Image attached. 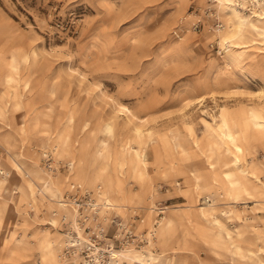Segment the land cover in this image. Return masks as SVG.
Wrapping results in <instances>:
<instances>
[{
	"label": "rangeland",
	"instance_id": "1",
	"mask_svg": "<svg viewBox=\"0 0 264 264\" xmlns=\"http://www.w3.org/2000/svg\"><path fill=\"white\" fill-rule=\"evenodd\" d=\"M240 1L0 0V77L10 78L8 85L0 83V163L6 160L12 165L10 157L16 160L21 152L42 171L38 150L58 133L66 148L64 156L57 166L53 164L55 174L42 172L45 177L56 175L58 185L67 179L81 184L69 178L76 165L73 155L77 150L92 154L101 147L96 164L106 163L111 173L117 160L124 165L120 170L127 201L110 204L140 209L144 222L136 223V229L149 232L156 256L181 259L182 264H255L242 255L256 250L254 237H264V198H228L230 185L215 183L216 206L211 213L220 225L204 222L198 212L207 206L200 203L211 197L213 189L201 182L195 193L188 172L206 173L207 154L216 163L217 174L229 175L236 187L242 168L264 163V45L258 39L250 42L254 38L247 36L240 41L242 48L230 56L220 41L225 26L220 5H230L251 18L259 13L262 0ZM208 7L214 9V16L206 12ZM179 30L176 39L173 31ZM251 111L262 126L257 153L253 161L247 154L237 157L234 165L227 140L245 134L252 146L254 129L247 113ZM225 113L229 119L222 127ZM23 116L27 138L17 129ZM67 116L72 121L65 124ZM35 122L39 130L31 133L29 127ZM84 122L86 130H82ZM87 136L94 141L85 145ZM147 140L151 145L146 147L144 171L139 153ZM178 143L179 151L192 154L187 163L179 161L187 157L178 151ZM256 173L264 182L261 172ZM205 176L211 179L208 173ZM9 178L18 179L13 174ZM81 185L99 196L101 184ZM38 188L37 198L47 204L41 214L28 208L33 200L25 188L13 195V202L0 195V204L8 210L6 227L0 224V264H43L34 249L43 236L59 234L46 225L55 209L48 201L51 195L38 194ZM9 189L17 191L13 186ZM151 195V203L170 205L165 221L182 214L193 218L179 227L175 236L180 238L167 242V247L160 239L165 221L158 228L152 226L147 198ZM116 212L126 216L128 210ZM23 234L27 236L18 242ZM260 246L264 252V238ZM56 262L51 264H78Z\"/></svg>",
	"mask_w": 264,
	"mask_h": 264
},
{
	"label": "bare ground",
	"instance_id": "2",
	"mask_svg": "<svg viewBox=\"0 0 264 264\" xmlns=\"http://www.w3.org/2000/svg\"><path fill=\"white\" fill-rule=\"evenodd\" d=\"M220 1H228V0H220ZM257 9L259 10V13L256 14V17L251 18V17H249V15L247 16L245 14V12H242V11H240V10L230 6V5H227V6L220 5V10H222L221 11L222 16H224L223 22L225 24V26L223 27V30L221 31L222 35L220 37V41H221L222 45H224L223 48L226 49V52L228 53V55H230V56L235 55L236 49H238L240 47V44H241L240 41L244 40L245 37L247 38V36L249 38L251 36H252V38H254V39H251L250 42L251 41L253 42L255 39H258V40H260V43L262 45H264V0H262V5L258 6ZM204 13H206V12L204 11ZM219 31H218V33H219ZM240 48H242V47H240ZM0 82H2L3 85H8V83H10V78L8 76H4L1 79V77H0ZM122 110L124 111V109H122ZM247 113L249 115H251L249 118L251 119V122L253 123L252 128L254 129V131H253L254 133L251 136V140L253 141V143L251 146V143L249 140H247L248 138H246L245 134H242L240 136L239 135H237V136L231 135L228 138L227 141H228V144L232 148L230 150H231L232 155L234 156V158H233V164L234 165L237 164L236 163L237 157H240V156L247 154L249 156L250 160L253 161L251 158H253L257 153L256 144L259 141L258 134L261 131L262 126H259V123H257V121H256L255 114L252 111L247 112ZM228 119H229V114L225 113L222 116V120H221L222 121V127H225L227 125ZM71 121H72V116H67L64 120L65 124H68ZM27 124L28 123L25 120V117L23 116L21 118L19 125H18V128H17L22 134H24V136L26 138L29 135ZM37 127H38V123L35 122L34 124H32L29 127V129H31L30 132L32 133V132L38 131L39 129ZM86 127H87V125L84 122L82 124V130H86ZM136 131H138V130H136ZM55 134H54V137H56L55 141L52 143L51 140L54 137L50 136L48 142L45 144V146L41 147L38 150V152L40 154V158L42 159V161H45L46 160L45 157L49 156L50 160L52 162H54L53 163L54 166H57L61 161L60 159L63 158L66 148L64 147V143H63V140L61 139V135L59 136L58 133H55ZM93 141L94 140L91 138V136H87L85 139H83L82 143L86 145L87 143H90ZM148 144H150L149 140L142 142L141 148H140V153H139L140 154L139 155V161H140V166H141L140 168L143 169L144 171L147 169V166H146V147ZM22 145H24V144H22ZM177 148L179 151V149L182 148V146H180L178 143ZM100 150H101V147L98 150L94 151L92 154H89L84 150H81L80 152H78V150H77L76 151L77 153L74 151L76 153V155H73V157L75 156L76 165H75V168H73L71 174L69 175V178L72 177L73 180L80 181L81 184L85 183L91 187H95L97 183L101 184V189H99V191H98V195H99L97 197L98 200L110 205L114 211L115 210L116 211L117 210L118 211L125 210L127 207L124 205L123 206L121 205L119 207V206H115V205L110 204L112 202L114 204V202H119V201L125 202V201H127V198L125 196V191L122 190V185H124L126 183V180H124L125 178L123 177V174H122V170L124 169L123 161H121V159L117 160L118 161L117 165L114 167L116 169V171L114 173H111V172H109L108 166L106 163H103L104 165L103 164L102 165L96 164V161L98 160L97 156L100 155ZM133 151H135V150H133ZM183 151H185V150H183ZM228 151L229 150H227V152ZM179 152H181V154H184L182 151H179ZM184 155L187 157V161H183V160H179V161H181L182 163H185V162L187 163L189 161L188 157L192 154H184ZM9 157L10 156H8V158ZM16 157H17L16 160L14 158L12 159V157H10V159L12 161V165L7 163L6 160L1 161V163H0V169L3 173L2 176H0V195L2 196V198H4L3 197V195H4L6 197V201L13 202V195L18 194V193L21 194V192L23 191V188H25L33 200V206L28 205V208H31V210H32V208L34 207L35 214L44 213L45 210H47V207H46L47 204L43 200L37 198V194L35 192V188L39 187L35 183L37 181V183H39L41 186V188H38V194L39 193L43 194V192L50 193L51 199H49L48 201L51 202L55 207V209H53L52 211L55 210V211H58L60 213H67L68 214V212L63 208V206L59 205L57 202H58V198H60L62 196V194H64L68 190L67 187H68L69 183H73V182H69V179H67L63 185H58L55 182L56 175H55V177H47V176L45 177L43 172L46 174H50V173L46 172L43 168H41L43 172L39 171V169L36 166L35 161H30V159L26 160L24 158V155L21 154V152ZM195 157H197V155ZM211 158H212V156L204 154L203 160L204 161L206 160L205 163L207 165V169H206L207 172L206 173H204V174L195 173L191 170H189L188 172L190 173V175L192 176V178L195 181V188H194L195 193H197V190L200 188L201 182H202L203 186L213 189L209 193L211 197H206L208 199V201H210V203H202L201 205H204L207 207L206 208H199L198 214H200V217L202 218V220L204 222L212 223L215 225H220L219 222L214 218L213 214L211 213V211L213 209H215V206H216L215 200H214L215 195L213 196V192L216 189L215 183H220L222 186H225V185L229 186L230 185L228 188L229 190L227 192L228 194L226 193V196L228 198H234V199L238 200L239 197L242 195H245L248 197H252V195L253 196L256 195V197H258V198H264V182H262L260 180V178H258L256 175L257 174L256 172H261L262 177L264 179V163L261 164L260 162L256 161V162H252L251 164H249V166L247 168L248 170L242 168L238 173V175L240 176V183L236 187H234V185L231 184L232 181H230L231 177L229 175H227L225 173H223V174L221 173L220 175L217 174L218 171L215 168V167H217L216 163H214V161H211ZM5 162L7 164H9V167H6L7 165H5ZM26 164L27 165L29 164V167H27L25 169L24 166ZM67 165L68 164L66 163V166ZM70 165H71V163L69 164V166ZM176 166H178V165H172L171 167L174 168ZM120 168H123V169L120 170ZM125 169L130 174V170L128 168H125ZM52 173L55 174L54 171L51 172V174ZM207 173H208V175L211 176V179H209V181L206 180L205 175ZM0 174H1V172H0ZM10 174L15 175L18 179L17 180H11L9 178V176H11ZM146 174H148V172ZM251 178L254 180L253 183H258L259 185L258 184L255 185L253 183H250ZM9 183H11V184L9 185ZM77 184H79V183L77 182ZM8 185H9V187L13 186L17 191H12V189H9ZM81 186H83V185H81ZM83 187L85 189L89 190L87 187H85V186H83ZM233 188H236L235 191L233 190ZM199 190H201V189H199ZM248 191H250V192H248ZM95 192L97 193V191H95ZM152 196L153 195L147 197L148 200L150 201V207L148 208L149 210H152L151 209V206H152L151 197ZM22 198L23 197L20 196V200ZM45 198H47V197H45ZM206 198H204V199H206ZM256 202H259V201H256ZM116 211H115V213L118 214V212H116ZM150 212H152V211H150ZM225 214H226V211L222 212V215H225ZM7 215H8V210L5 208V204H0V224H1L2 228L6 227L5 222H7V221H5V220L7 219ZM27 215H28V213H27ZM164 216L161 218L160 221L156 222L155 226L157 228L161 226V224H159L160 222L165 221ZM147 221H149V220H147ZM192 221H193L192 215L189 216L188 214H182L181 216H172V217L166 219L164 226H163V229H162V232H161V236H160L161 243L172 242L173 240L176 241L175 239H177V238L179 239L181 235L175 236L176 231L179 229L180 226H182L186 222L191 223ZM154 224L155 223L153 222L152 223L153 227H155ZM151 233H152V231H151ZM225 234L230 239V237H231L230 233L226 232ZM26 236H27V234H23V237H21L20 239L17 238L16 240L18 242H20V240L22 238L24 239ZM263 238L254 237V241H253V239L251 241L254 243V245H256V250H249V251H247L248 254L245 253V255H242V257L253 260L255 264H264V252L262 250L263 247L261 248V246H260L261 240H263ZM35 240L36 241L41 240V243L38 242L39 248L34 249L36 251V255L39 258H41V263L51 264V262H53V260H54V263H57L56 262V260H57L58 263H64V262L70 261V262H77L78 264H80L79 261L76 259H70V260H61L60 259L59 255H60V252H61L63 245H64V238L60 233L59 234L55 233L52 235L43 236L40 240H38V239H35ZM152 243L153 242H151L149 247L145 248L142 251H131V250L124 251V254L128 258L129 263L136 262L138 264H182L181 259H174V258H170V257H168V258L162 257L163 259H161L160 257L156 256L155 252H154L155 249H154ZM55 252H56V260L54 259ZM53 254H54V256H53ZM155 256H156V258L153 259ZM135 259H139V262L133 261Z\"/></svg>",
	"mask_w": 264,
	"mask_h": 264
},
{
	"label": "built area",
	"instance_id": "3",
	"mask_svg": "<svg viewBox=\"0 0 264 264\" xmlns=\"http://www.w3.org/2000/svg\"><path fill=\"white\" fill-rule=\"evenodd\" d=\"M207 1L210 4L216 3V0ZM206 12L214 16V9L208 7ZM215 26H219L217 19ZM197 27L192 29L196 30ZM181 32L173 31L174 38L180 39ZM45 158V171H55L50 157ZM67 188L57 203L63 206L68 214L54 210L51 212L52 220L46 224L64 238L60 259H76L82 264H138L129 263L124 251H142L153 242L148 231L136 229V223H143L138 214L140 209H125L128 210L126 216L113 214L111 206L99 201L95 191L87 190L77 183H69ZM208 202L210 201L206 198L200 204ZM169 207L167 201H152L154 226Z\"/></svg>",
	"mask_w": 264,
	"mask_h": 264
},
{
	"label": "crops",
	"instance_id": "4",
	"mask_svg": "<svg viewBox=\"0 0 264 264\" xmlns=\"http://www.w3.org/2000/svg\"><path fill=\"white\" fill-rule=\"evenodd\" d=\"M0 83H1V82H0ZM2 84H3V83H2ZM122 190L126 192V190H125V184L122 185ZM47 216H49V215L47 214ZM167 245H168L167 243H163V244H162V246H164V247H167Z\"/></svg>",
	"mask_w": 264,
	"mask_h": 264
}]
</instances>
